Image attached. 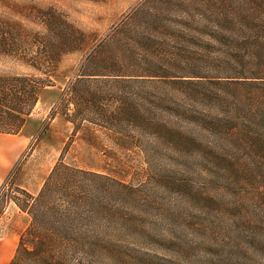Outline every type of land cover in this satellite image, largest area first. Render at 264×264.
Here are the masks:
<instances>
[{"label": "trees", "instance_id": "trees-1", "mask_svg": "<svg viewBox=\"0 0 264 264\" xmlns=\"http://www.w3.org/2000/svg\"><path fill=\"white\" fill-rule=\"evenodd\" d=\"M249 4L242 9L227 6L226 2L214 6L213 12L220 18L213 32L202 29L196 34L187 30L169 33L186 43L180 51L176 46L171 50L161 46L157 49L145 46L143 51L138 50L136 44H141L138 40L141 33L135 28L128 31L123 27L100 43L82 63L76 83L83 84L84 88L93 82L119 88L133 84L138 89L134 101L124 94L116 95L113 99L116 105L110 111L104 101L94 100L95 109L111 123V126L100 125L110 130L125 120L135 123L142 133L132 137L130 143H134L138 152L145 153L147 159L150 151L160 146L177 153L197 144L210 150V155L217 149L228 151L232 145L244 146L249 155L259 156L264 163V133L244 131L239 126L257 125L264 130V10L261 8L264 0L260 6L255 0ZM145 12L149 16L158 15L152 8ZM42 17L46 32L35 35L32 48L23 56V44L11 33L0 32V53L13 56L35 71L0 73V133L22 131L43 89L55 85L51 69L60 64L65 53L76 49L78 40H82L79 37L82 32L68 23L63 14L47 12ZM153 32L142 33V39L154 41L157 33H162ZM183 61L191 65L189 70L184 73L169 71V65ZM207 67L209 72H204ZM84 93L80 91L79 94L81 105H86ZM188 99L194 100V104L186 106ZM204 102L209 103L206 110L192 109L195 104L204 105ZM133 108L136 114L131 117L129 113ZM75 109L79 112L76 102ZM68 111L69 108L64 114L70 117ZM160 111L170 116L181 115L186 122H196L206 132L197 136L181 134L175 131L172 120L169 122L158 114ZM241 111L242 114H238ZM76 128L78 130L79 125ZM113 140L122 144L125 151L130 149L126 146L129 143L126 136H114ZM67 148L37 195L21 189L24 198H12L31 220L20 234L9 264H104L108 244L113 247L107 253L117 264H137L140 260L148 264L145 244L138 239L137 232H134L136 237L128 233V238L138 241L126 243V246L122 242L118 248L110 240L106 241L113 235L106 224L125 218L139 229L138 213L148 205L149 194L142 186L125 180L128 175L126 162L116 167L68 163L65 161ZM106 153L111 158L119 157L113 151ZM120 199L129 204L124 215L118 206ZM234 209L237 212L233 210L229 226L233 237L241 242L226 243L205 227L201 235L205 236L204 240L199 243L200 251L206 255L204 264H264V192L252 199H241ZM143 235L154 236L145 230ZM157 239L179 246L173 238ZM217 247L233 249L228 253L219 250L220 257L216 259L214 250ZM157 249L169 248L157 246ZM231 255L241 257L243 262H231Z\"/></svg>", "mask_w": 264, "mask_h": 264}, {"label": "rangeland", "instance_id": "rangeland-1", "mask_svg": "<svg viewBox=\"0 0 264 264\" xmlns=\"http://www.w3.org/2000/svg\"><path fill=\"white\" fill-rule=\"evenodd\" d=\"M249 1L251 0H0V32L11 33L17 38V42L23 44L21 56L32 48L35 35L46 32L42 14L47 12L63 14L68 23L82 32L79 36L82 40L75 43L76 49L65 53L60 64L51 69L55 85L43 89L22 131L17 134L0 133V237L15 240L14 251L20 234L31 219L12 198H24L21 189L37 195L66 146L65 161L68 163L116 167L119 163L121 165L126 162L128 175L125 180L142 186L149 194L148 205L138 213L139 229L125 218L106 224L113 233L106 241L110 240L112 245L120 248L122 242L126 246V243L138 241L133 237L128 238V233L135 236L134 232H137L138 239L145 244L144 255L148 264H204L206 255L200 251L199 243L204 240L205 236L201 235L205 227L226 243L241 242V239L233 237L229 224L233 220V210L237 212L234 207L241 199H252L259 192H264V163L259 156L255 158L249 155L244 146L232 145H229L228 151L217 149L209 155L210 150L207 148L192 144L190 148L177 153L160 146L159 149L151 150L147 159L144 157L145 153L138 152L134 143H130L132 137L142 133L135 123L125 120L110 130L106 129L100 124L111 126L110 121L93 106V101L98 99L106 103L109 111L113 110L116 95L124 94L134 101L138 89L133 84L119 88L111 86L112 84L94 82L84 88L83 84L76 83V79L82 63L94 49L123 27L128 31L135 28L141 33L138 39L141 44H136L138 50L143 51L145 46H150L151 49L161 46L171 50L176 49V46L179 48L177 51H180L186 43L169 33L187 30L196 34L197 30L202 29L213 32L220 18L213 12L214 6H221V2H226L227 6L242 9L250 5ZM255 2L260 6L263 0ZM149 8L158 15L149 16L145 12ZM261 8L264 10V5ZM153 30L162 33H157L154 41L142 39V33ZM158 38H162V41L159 42ZM189 66L191 65L183 61L182 64L169 65L168 69L184 73V70H189ZM18 72L35 71L20 64L13 56L0 53V73ZM204 72H209L208 67ZM73 85L74 89L71 88ZM80 91L85 92L86 105L80 103ZM75 102L79 106V112L75 109ZM194 102L188 99L186 106ZM208 105V102H204V105L195 104L192 109L206 110ZM67 108L70 117L64 114ZM135 114L133 108L129 115L132 117ZM158 114L168 121L172 120L175 131L181 134L197 136L206 132L196 122H186L181 115L170 116L162 111ZM238 114H242V111ZM239 126L244 131L264 133L261 126ZM114 136H126L129 141L126 146L130 149L125 151L122 144H116ZM109 151L115 152L119 157L111 158L106 153ZM123 153L130 156H120ZM117 202L124 215L129 204L121 199ZM235 220L238 217L235 216ZM144 230L154 236H144ZM161 237L173 238L179 246L157 239ZM157 246L169 249H157ZM107 247L109 249L113 246L108 244ZM181 247L191 249L183 250ZM108 249L105 251L104 264H117L107 253ZM232 249L217 247L214 250L215 258L220 257L219 250L228 253ZM230 257L233 263H237L236 260L243 262L237 255ZM143 263L145 262L142 260L137 262Z\"/></svg>", "mask_w": 264, "mask_h": 264}, {"label": "crops", "instance_id": "crops-1", "mask_svg": "<svg viewBox=\"0 0 264 264\" xmlns=\"http://www.w3.org/2000/svg\"><path fill=\"white\" fill-rule=\"evenodd\" d=\"M1 182L2 176L0 177V185ZM14 244L15 240L0 237V264H9L15 253Z\"/></svg>", "mask_w": 264, "mask_h": 264}]
</instances>
